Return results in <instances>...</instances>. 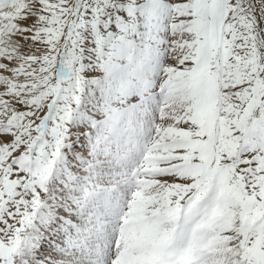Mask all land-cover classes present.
<instances>
[{"label":"snow or ice","instance_id":"obj_1","mask_svg":"<svg viewBox=\"0 0 264 264\" xmlns=\"http://www.w3.org/2000/svg\"><path fill=\"white\" fill-rule=\"evenodd\" d=\"M0 264H264V0H0Z\"/></svg>","mask_w":264,"mask_h":264}]
</instances>
